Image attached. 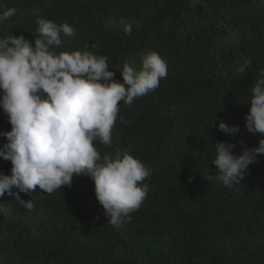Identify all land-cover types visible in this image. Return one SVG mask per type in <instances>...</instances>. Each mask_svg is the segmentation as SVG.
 Instances as JSON below:
<instances>
[{
	"label": "trees",
	"instance_id": "16d2710c",
	"mask_svg": "<svg viewBox=\"0 0 264 264\" xmlns=\"http://www.w3.org/2000/svg\"><path fill=\"white\" fill-rule=\"evenodd\" d=\"M16 15L0 22V38L23 35L34 43L35 20L67 21L59 52L91 51L109 57V70L157 52L168 74L154 92L131 106L120 102L112 147L127 150L152 169L141 207L118 226L108 222L94 183L74 177L51 194L38 187L30 212L0 197V264H264V156L241 184L207 182L199 170L216 169L217 141L233 154L258 146L245 130L251 86L264 69V0H6ZM132 26L131 35L125 34ZM245 60L246 72L238 74ZM120 117L124 121L121 122ZM237 134L218 130L219 122ZM11 126L0 110V133ZM7 143L0 135V147ZM212 143V144H211ZM11 163L0 158V172ZM189 177H193L189 183ZM99 217V219H97Z\"/></svg>",
	"mask_w": 264,
	"mask_h": 264
},
{
	"label": "clouds",
	"instance_id": "9594fccd",
	"mask_svg": "<svg viewBox=\"0 0 264 264\" xmlns=\"http://www.w3.org/2000/svg\"><path fill=\"white\" fill-rule=\"evenodd\" d=\"M16 12L0 0V22ZM35 24L34 43L23 35L0 38V110L11 126L10 131L0 133L7 141L0 147V158L11 163L9 174L0 172V197L7 194L31 212L34 199L25 201L20 193L31 196L38 187L51 194L62 186L71 187L74 177L86 176L94 183L102 214L118 226L146 199L149 185L144 181L152 169L126 149L101 155L96 142L112 147L120 102L131 106L137 98L154 92L168 74L167 61L147 51L141 56L139 71L128 62L123 64L121 83L109 70L106 55L54 50L62 44L61 33L75 36L67 21L56 24L37 18ZM124 31L131 35L132 26L126 25ZM251 63L245 60L238 74L246 72ZM251 94L245 130L261 135L258 146L234 155L236 145L211 143L216 171L199 170L203 180L232 188L241 184L257 157L264 156V69L259 70ZM218 130L237 134L240 128H229L221 121ZM188 179L190 183L193 177Z\"/></svg>",
	"mask_w": 264,
	"mask_h": 264
}]
</instances>
